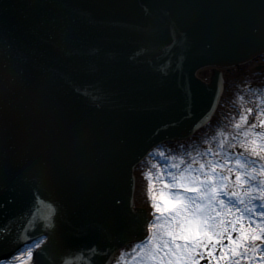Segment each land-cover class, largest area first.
Wrapping results in <instances>:
<instances>
[{
    "label": "water",
    "instance_id": "obj_1",
    "mask_svg": "<svg viewBox=\"0 0 264 264\" xmlns=\"http://www.w3.org/2000/svg\"><path fill=\"white\" fill-rule=\"evenodd\" d=\"M263 54L264 0H0V252L111 264L149 234L144 160L228 99L212 67Z\"/></svg>",
    "mask_w": 264,
    "mask_h": 264
},
{
    "label": "rangeland",
    "instance_id": "obj_2",
    "mask_svg": "<svg viewBox=\"0 0 264 264\" xmlns=\"http://www.w3.org/2000/svg\"><path fill=\"white\" fill-rule=\"evenodd\" d=\"M249 66L250 63L242 65L245 68H243V73H248V70H254L256 68L255 66L258 65L254 66V64H251L252 67ZM243 77L244 75L241 78ZM235 83V86L240 90L244 89L243 86L241 87V85H244L243 80L235 81ZM245 85L254 87L253 83ZM262 91H264V86L260 92ZM240 100H242V96ZM223 108L225 109V106ZM244 108L246 110V107ZM240 119L241 115H235L230 110L225 116V121L221 123L222 127L219 126L216 128V126H213L214 128L210 129V134H212L210 139L213 142H217L214 143L215 148L209 145L210 141H204L201 145L199 144V141L205 136L194 142V144L196 143L195 148L199 146L198 148L208 154V162H204L205 164H202V167H198V165L194 166L193 170L195 172L205 170L204 173L209 172V170L212 172L216 171V175L221 177V175L228 174L232 166L234 170H231L233 172L229 177L231 179L230 186H228L229 179H224L225 177H223V181H227L226 183L224 182L226 187L223 189V186L218 189L219 179L208 176L202 180H198L197 178V180L182 182L178 187L175 186V189H183V191L175 190L177 191L175 196L174 194L168 196V194H164L167 191L165 192L163 189L159 190V193L163 192L161 194L164 197L166 196V203L169 204L163 206L160 211V221H164L165 213L170 212L172 220L173 216H178L184 221L193 220L197 222L199 220H206L208 224L207 230L203 233L200 232L198 235L195 232L191 234L189 232L193 228V225H190L188 222L185 227L182 226L181 234H179V236L183 234L184 243L190 240L187 245L188 247L185 245L177 246L176 242L172 244L169 241L168 247L172 250L170 251L164 248L162 249L161 245H157L158 247L154 245L151 252L146 251L143 253V257L135 261L136 264H238V260L239 264H242L240 262L242 259L234 255L229 259H221V257L225 253L228 255L231 252L232 243L229 239H232V236L235 235L233 234L235 233L233 230L236 228L239 229L241 226L239 223L235 224V220L245 221L243 224L245 229H264V144L256 143L253 139L249 142L243 141L242 143L237 141L233 144V142H228L227 137L223 139V130H228L230 125L238 123ZM261 121L264 123V120ZM263 129L264 127H262ZM235 131L237 130L235 129ZM258 133L260 134L259 137L264 139V132L258 131ZM224 134H226V131H224ZM190 145H193V143H190ZM254 150H259L260 155H254ZM171 154H189V152L187 150H179ZM215 154H226V156L222 155L220 157ZM168 161L171 165L170 172H176L180 162L173 155ZM230 161L232 163L231 166ZM239 169H245L246 171H240ZM248 181L253 182L246 183ZM170 187L172 186H169L167 189ZM211 188V192L208 193V190ZM217 192L218 194L216 195L215 193ZM219 196H222V200H218ZM245 196L248 197L251 204L247 200L244 202ZM175 203L178 206H175ZM187 205L192 206L193 209L189 210ZM171 218L168 222L171 221ZM163 225L165 224H162V228L165 229ZM187 231L188 233H185ZM240 232L241 228L239 230ZM185 234H188L187 239ZM261 235H264V231L261 232ZM237 236L239 237V235H236L235 238ZM160 238L161 243L167 239V237ZM164 247L166 248V245ZM168 256L171 258H167ZM144 257L149 259L145 261Z\"/></svg>",
    "mask_w": 264,
    "mask_h": 264
},
{
    "label": "bare ground",
    "instance_id": "obj_3",
    "mask_svg": "<svg viewBox=\"0 0 264 264\" xmlns=\"http://www.w3.org/2000/svg\"><path fill=\"white\" fill-rule=\"evenodd\" d=\"M242 64L244 63H238L231 65L229 67H212V72H215V68H219L223 74L237 77L236 82L243 80L244 89H239L237 86H235L236 83H234V86L228 96L229 103H225L226 105L230 106L233 105L235 107V115H241V119L238 123L230 125L229 129L223 130V139L227 137L228 142L233 144L237 141H240L243 143L249 142L251 139H253L256 143L264 144V139L259 137L258 124L262 122L261 120H264V91L260 92L263 87H252L245 84L253 83V85L261 86L264 84V55L258 56L257 58L253 59L251 64L258 65L255 66L256 68L254 70H248V73H243L244 67H242ZM250 64V66H251ZM249 66V67H250ZM252 67V66H251ZM244 68V69H243ZM263 73V75H262ZM242 75H244V79L241 78ZM242 96V100H240ZM246 107V110L245 108ZM225 110H223V107L218 108V110L215 111V115H213L212 124L210 125L207 123L206 125L208 128L205 127L206 135L202 140H200L199 144L201 145L204 141H210L209 145L213 148H215V144L217 142H213L211 140L210 134V128H214L216 126H221L222 121H225ZM263 123V122H262ZM210 126H209V125ZM214 126V127H213ZM222 127V126H221ZM264 127V125H263ZM235 129L237 131H235ZM224 131H226V134H224ZM264 132V129H263ZM201 136H198L197 139H199ZM195 142V141H194ZM192 144V143H191ZM196 143L193 145H190L189 143L181 144V145H174L172 146H160L157 150V154H151L146 160L143 168V172H141L139 175L136 176V192H135V198H134V204L137 208H142L146 210H151L154 212L156 216V219L154 217L153 221L150 224L149 234L145 236L143 239L135 240V241H128L125 245L121 247V249L116 253V257L112 264H136L135 261L139 260L141 257H143V253L151 252L153 249V246L161 245L162 249L170 250L168 247V243H175L177 246H187L189 241L186 243L183 242V234L182 236H179L181 234V228L182 226L185 227V225L189 222L190 225H193V228H191L189 233H196L198 235L200 232H204L208 228V224L206 220H199L197 222L193 220L184 221L182 218L180 219L178 216H173V220L170 217L171 213L167 212L164 216V221L161 220V216L158 214L160 213V210L162 209L163 205L160 203H157L155 200H159L161 197L159 195V190L163 189L168 194V196L172 194H176V192H172L171 189L175 188V186H180L182 182H188L193 181L194 179L202 180L203 178H207L210 176V178H217L219 179V187H223V189L226 187V182L223 181L224 179L230 177V174L233 172L231 170H234L231 166L232 163L230 161L231 168L229 169L228 174L226 173L224 176L221 175L219 177L216 175V171L212 172L209 170V172H205V170H201L198 172H195L193 170L194 166L202 167V164H205L208 162V154L205 153L204 150L196 147ZM193 148V149H192ZM198 148V149H197ZM176 149V150H174ZM186 151L189 152V154H171L174 151ZM192 152V154H190ZM197 153V154H194ZM175 157L177 161H179L178 170L174 173L170 172V163L168 161L171 156ZM216 156H226V154H215ZM264 155V154H263ZM212 156V155H211ZM205 162V163H204ZM204 169V168H203ZM238 170V168H237ZM240 170V169H239ZM224 171V170H223ZM240 171H246L245 169H241ZM238 171V172H240ZM171 173V174H170ZM228 176V177H227ZM229 179L228 186H230L229 183H231ZM254 181V180H253ZM253 181H248L246 183H252ZM225 182V183H224ZM169 186V189H167ZM212 188L208 190V193L211 192ZM163 193V192H161ZM216 195L218 194L215 193ZM246 197V196H245ZM218 200H222V196L218 197ZM247 200L248 203L251 204V201L246 197L244 199V202ZM187 207L190 209H193L192 206L187 205ZM188 212L187 210H185ZM160 218V219H159ZM171 221L168 222V220ZM245 221L243 220H235V224H241V226L233 230L235 231V235L237 236L236 240H240V233L239 230L244 224ZM162 224H165V229L162 228ZM160 227V228H159ZM185 233H188L185 232ZM160 237L165 238L167 237L166 241L161 243ZM185 237L187 239L188 234H185ZM199 237V236H198ZM233 237V236H232ZM47 238L46 237H39L22 247H20L16 253H14L10 258H7L0 262V264H38V259L36 257V254L38 251L45 246ZM232 243V239H229ZM258 244L260 242H257ZM92 244V243H87ZM166 245V248L164 247ZM85 246V245H83ZM90 247V246H89ZM158 247V246H157ZM188 247V246H187ZM90 248H93L92 246ZM86 248V249H90ZM172 251V250H170ZM91 252V251H89ZM143 255V256H142ZM176 255V254H175ZM250 255V254H247ZM229 258L232 257V253L229 252L228 254ZM145 261H147L149 258L144 257ZM171 258V257H167ZM264 264V248H262V251H258L256 253H253L251 256L247 257V259H242L240 262L242 264Z\"/></svg>",
    "mask_w": 264,
    "mask_h": 264
},
{
    "label": "snow or ice",
    "instance_id": "obj_4",
    "mask_svg": "<svg viewBox=\"0 0 264 264\" xmlns=\"http://www.w3.org/2000/svg\"><path fill=\"white\" fill-rule=\"evenodd\" d=\"M254 155H260V151L254 150ZM262 231H264V229H259V230L257 228L245 229V226L242 225L240 240H236L234 235L232 237V249H231L232 255L244 260L245 258L251 256L253 253L262 251V248H264V235H261ZM257 242L260 243L258 244ZM221 259H229V256L225 253L221 257ZM238 264H239V260H238Z\"/></svg>",
    "mask_w": 264,
    "mask_h": 264
}]
</instances>
